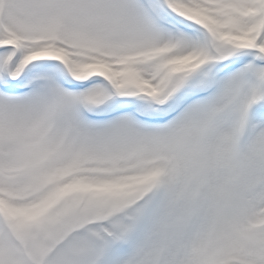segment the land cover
<instances>
[{"label":"snow or ice","instance_id":"1","mask_svg":"<svg viewBox=\"0 0 264 264\" xmlns=\"http://www.w3.org/2000/svg\"><path fill=\"white\" fill-rule=\"evenodd\" d=\"M0 264H264V0H0Z\"/></svg>","mask_w":264,"mask_h":264}]
</instances>
